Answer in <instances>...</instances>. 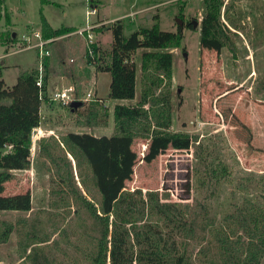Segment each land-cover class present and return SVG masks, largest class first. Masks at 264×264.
<instances>
[{
  "label": "rangeland",
  "instance_id": "rangeland-1",
  "mask_svg": "<svg viewBox=\"0 0 264 264\" xmlns=\"http://www.w3.org/2000/svg\"><path fill=\"white\" fill-rule=\"evenodd\" d=\"M50 1L56 3L4 0L0 18V79L5 86L11 87L20 74L36 69L35 49L13 50L18 48L22 32L41 30L42 16L55 27L70 25L73 29L92 24L96 18L97 11L89 13L90 0ZM99 1V15L110 18L125 15L131 2H136L130 9L135 10L147 2L163 1L151 7L146 4V9L134 16H121L124 35L153 24L174 31L177 18L182 20V25L187 20L196 21L192 28L183 26L179 46L164 48L172 54V77L166 86V79L159 80L162 72H156L152 91L160 94L168 88L171 125L166 130L154 128L164 135L159 141L157 157L149 163L142 160L147 140L135 138L132 147L138 159L125 188H139L142 192L156 190L167 201L180 203L187 214L200 210L201 206V216L211 219L215 226H225L238 206L251 203L264 209V154L250 147V134L247 129L240 131L233 111V99L240 92L244 96L240 99L242 105L247 99L264 97V0H223L218 22L205 12L203 0ZM149 12L150 18H147ZM131 18L133 21L129 20ZM115 20L102 24L106 26ZM9 32H14V40L7 39ZM91 38L99 44L106 61L112 46L111 30L104 27L92 33ZM86 43V32L75 30L48 47L51 46L50 56L61 54L68 64L57 71L64 75V83L73 79L72 72H77L84 78V83L78 85L79 95L83 97L89 88L94 91V97H101L106 94L109 74L104 73L97 81L94 65L84 60ZM144 50L148 49L138 48L132 55L139 95L145 82L140 69ZM69 58L73 61L69 62ZM51 72L54 73V69ZM221 92L228 94L217 99ZM105 100L103 98L106 103ZM10 102L9 97H0V104ZM96 102H83L74 111L69 105L52 101L41 105L40 125L31 134L30 166L10 171L12 176L5 182L4 190L5 194L29 191L31 208L0 210V231L12 225L7 241L0 243V264H31L29 238H45L39 245L44 249L48 264H64L78 254V244H86L96 235L91 214L77 204L71 193H57L64 185L55 182L57 165L68 168L70 162L76 187L87 199H97L84 154L78 147L63 144V137L69 131L110 134L113 102L110 99L106 109ZM90 113H96L97 122L91 118L90 123H86ZM172 133L187 134L188 139H174ZM43 140L48 141L46 146L51 157L45 156L40 148ZM221 167L225 173L221 172ZM192 249L197 250V246L192 245ZM260 264H264V257Z\"/></svg>",
  "mask_w": 264,
  "mask_h": 264
},
{
  "label": "trees",
  "instance_id": "trees-1",
  "mask_svg": "<svg viewBox=\"0 0 264 264\" xmlns=\"http://www.w3.org/2000/svg\"><path fill=\"white\" fill-rule=\"evenodd\" d=\"M3 2L0 0V18ZM222 3L223 0H203L205 12L215 22H218ZM121 21L117 19L95 28L96 31L104 27L111 30L112 46L105 61L100 46L93 42V55L89 56L85 50L86 63L94 65L95 72H109V99H133L136 66L132 55L138 48H147L140 58L145 82L138 101L112 104L110 134L69 131L63 137L65 146L78 147L84 154L90 167V181L98 194L96 200L87 199L75 185L71 163L68 162L69 167L65 168L57 162L55 182L64 185L57 193H71L77 204L91 214L92 229L96 232L86 244H78V254L64 264H260L264 257L262 207H254L251 203L238 206L229 215L230 222L227 220L225 226H215L211 219L201 216V206L200 210L187 214L180 203L167 201L156 190L142 192L139 188H125L138 159L132 147L135 138L147 140L142 160L149 163L157 157L159 141L164 135L154 128L166 130L171 125L170 92L165 88L155 94L152 85L159 71L162 72L159 80L164 78V85L170 84L172 54L164 48L179 46L183 26L192 28L193 25L187 20L183 26L177 24L171 31L153 24L124 35ZM70 30L67 27L51 28L41 17L43 37L59 36ZM6 37L15 39L12 32ZM48 60V56L43 59L44 85L47 84ZM36 77V69L26 71L11 87L5 86L0 79V97L11 99L8 104H0V210L27 211L31 208L29 191L5 194L4 190L5 182L12 176L10 171L30 166L31 134L41 122L42 100ZM76 109L72 108L73 111ZM90 115L86 117V123L89 124L91 118L97 122L96 113ZM171 136L188 139L183 133H172ZM47 142L40 141V148L45 156L51 157ZM220 169L225 173L224 168ZM11 230V224L3 227L0 243L7 241ZM29 239L31 264H48L44 249L39 245L46 239ZM192 245L197 246V250H191Z\"/></svg>",
  "mask_w": 264,
  "mask_h": 264
},
{
  "label": "crops",
  "instance_id": "crops-1",
  "mask_svg": "<svg viewBox=\"0 0 264 264\" xmlns=\"http://www.w3.org/2000/svg\"><path fill=\"white\" fill-rule=\"evenodd\" d=\"M44 1L45 2H52L54 4L56 3V2L50 1V0H44ZM89 2H90V6L92 7V9L97 11V13H95L96 18H95V20L92 23L93 25H97L98 23H104L105 24L106 22H109L111 20L120 19V18H122L121 16H125V15L134 16L137 13L144 11L146 9V6H145L146 4H149V6L151 7V6H155L156 4L162 3L163 1H158V2L154 1V2H150V3L147 2L146 4L141 5L138 9H135V10H130L136 4V2H131V3H129V6H128L129 11L125 12V15H120V16H116V17H112V18L105 17L104 15H102V16L99 15V6H98L99 5L98 3L100 2L99 0H90ZM149 15H150V12L147 14V18H150ZM44 19L46 20V22L48 23V25L51 28L67 27V28L71 29L70 31H66L65 33L59 35L58 36L59 38L56 39L53 42H56L57 40H59L61 37H63L64 35H66L68 33H71V32H73L75 30L84 28V27H80V28H77V29H73V28L70 27V25H65V26L62 25V26H59V27H55V26L51 25V23L45 17H44ZM129 20L133 21V18H131ZM131 22H130V24H131ZM181 26H183V25H181ZM96 27H98V26H95L93 28V30H91V33H95V31H96L95 28ZM28 30L29 29H27V31ZM34 30H39L41 32L40 29H34ZM50 55H51V46H50V54L48 55L49 60H48V66H47V75H48L47 76V85L50 84L52 86L55 82H63L64 81L63 78H62V77H64V75L61 74V72L57 73V71L60 69V67L63 69L64 65H66L67 62H65V60L62 58L61 54H58V55H55V56H50ZM70 59H72V58H69V62H72V61H70ZM84 60H86V59H84ZM57 66H59V68H57ZM53 69H54V73L51 72ZM106 72H108V71H97V72H95V74H96L95 77H97V81H99V79L101 77H103L104 73H106ZM108 74H109V72H108ZM72 75H73V77H72L73 79H71L69 74H68V76L71 79V81H68L67 83L73 82L74 80H77V79H80V78H83L82 76H79L77 74V72L76 73L72 72ZM65 79H67V78H65ZM107 82H108V88H107L106 94L104 96L101 95V97L96 96L98 98H101L102 100H103V98H104V100L106 99L105 100L106 103H108V101H110V99L107 97L108 91H109L110 74L108 76H106V83ZM239 82L241 84L243 81L240 80ZM227 94H228L227 92H221L217 96V99L222 98V97L225 98V96ZM139 97H140V95L137 93V84H136V77H135V95H134L133 99H122V100H119V99L113 100V99H111V100H112L113 103L114 102H119V103H126V104L130 103V104H132L135 101H138L140 99ZM240 99L241 100L244 99V96L241 95V92L239 93L238 96L236 95V97H234V99H233V103H235V107H234V110H233L235 112V115H236L235 121L238 122L239 126L241 127L240 131L242 129H244V130L247 129V132H249V134H250L249 135L250 147L251 148L253 147L254 148L253 150H256L257 152L264 154V97L257 98V99L254 98L251 101L247 99V100H245V102H243V105L241 104V100ZM99 105L102 106V108H104V109H106L107 106H108V104H106L107 106H103L100 103H99ZM47 109H51V107H47ZM48 112L49 111H47L46 113H48ZM40 114H41V109H40ZM44 129H47V128L44 127Z\"/></svg>",
  "mask_w": 264,
  "mask_h": 264
},
{
  "label": "built area",
  "instance_id": "built-area-1",
  "mask_svg": "<svg viewBox=\"0 0 264 264\" xmlns=\"http://www.w3.org/2000/svg\"><path fill=\"white\" fill-rule=\"evenodd\" d=\"M89 13H94V9H90ZM102 23H98L97 25L88 24L84 28L76 30L77 33L86 32L87 43L85 50L89 56L93 55V51L91 48V44L94 42L91 38L92 33L91 30L95 26H100ZM58 36L52 37H43L42 33L39 30L31 29L30 32L24 31L21 33L19 40V46L13 51H21L26 49H35L36 50V58H37V77H36V85L39 87V97L42 100V104L45 102H57L61 105H70L71 102L75 100H81L82 102L89 101H97L103 106H107L106 103L98 97H94V91L92 89H87L85 95L82 97L79 95L78 85H82L84 83V78L77 79L76 82H55L52 86L43 84V76H44V65L43 59L44 57L50 54V49L48 45L58 39ZM73 61V59H70Z\"/></svg>",
  "mask_w": 264,
  "mask_h": 264
},
{
  "label": "water",
  "instance_id": "water-1",
  "mask_svg": "<svg viewBox=\"0 0 264 264\" xmlns=\"http://www.w3.org/2000/svg\"><path fill=\"white\" fill-rule=\"evenodd\" d=\"M177 24H179L181 26L182 25V20L177 18ZM192 25H193V27L196 26V21L195 20H192ZM12 35L13 36L15 35L14 32L12 33ZM184 56H186V55L184 54ZM82 104H83V102L81 100H75V101L71 102L69 106L72 109V108H78Z\"/></svg>",
  "mask_w": 264,
  "mask_h": 264
},
{
  "label": "flooded vegetation",
  "instance_id": "flooded-vegetation-1",
  "mask_svg": "<svg viewBox=\"0 0 264 264\" xmlns=\"http://www.w3.org/2000/svg\"><path fill=\"white\" fill-rule=\"evenodd\" d=\"M186 22H187V21H186ZM186 22H185V23H186ZM191 22H192V21H191Z\"/></svg>",
  "mask_w": 264,
  "mask_h": 264
}]
</instances>
